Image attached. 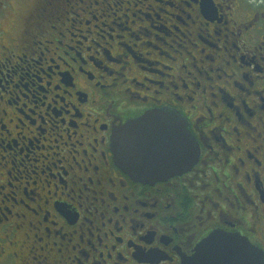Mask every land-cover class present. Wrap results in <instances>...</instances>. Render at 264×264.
Segmentation results:
<instances>
[{
  "label": "flooded vegetation",
  "instance_id": "obj_1",
  "mask_svg": "<svg viewBox=\"0 0 264 264\" xmlns=\"http://www.w3.org/2000/svg\"><path fill=\"white\" fill-rule=\"evenodd\" d=\"M32 1L0 39V264H264V0ZM149 114L199 154L145 184L114 139Z\"/></svg>",
  "mask_w": 264,
  "mask_h": 264
},
{
  "label": "water",
  "instance_id": "obj_2",
  "mask_svg": "<svg viewBox=\"0 0 264 264\" xmlns=\"http://www.w3.org/2000/svg\"><path fill=\"white\" fill-rule=\"evenodd\" d=\"M157 114L130 122L114 139L119 163L133 180L145 184L165 181L187 172L196 163L198 151L187 143L185 128L174 121L167 126ZM164 124H161V123ZM184 149L182 153L180 149ZM240 256L235 261L241 260ZM213 261H219L213 257Z\"/></svg>",
  "mask_w": 264,
  "mask_h": 264
},
{
  "label": "rangeland",
  "instance_id": "obj_3",
  "mask_svg": "<svg viewBox=\"0 0 264 264\" xmlns=\"http://www.w3.org/2000/svg\"><path fill=\"white\" fill-rule=\"evenodd\" d=\"M32 3V0H0V31L5 32L6 37L0 36V39H7L6 43H8V39L13 36L15 44L19 45L20 41L16 38L17 34L14 29L22 17L29 15ZM67 9L70 10L69 7Z\"/></svg>",
  "mask_w": 264,
  "mask_h": 264
}]
</instances>
